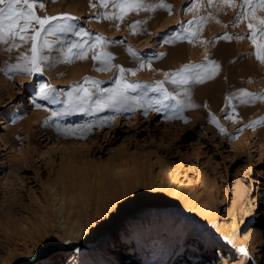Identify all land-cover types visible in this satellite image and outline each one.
<instances>
[{
	"label": "rangeland",
	"instance_id": "1",
	"mask_svg": "<svg viewBox=\"0 0 264 264\" xmlns=\"http://www.w3.org/2000/svg\"><path fill=\"white\" fill-rule=\"evenodd\" d=\"M75 1L87 7L93 6L94 10L77 14V20L61 21L75 27L64 34V44L56 47L69 48V40L76 38L74 33L78 30L87 33L77 37H88L99 52L111 54L106 70H99L105 67L104 64L88 62L84 71L77 69L76 65L84 63V59L73 52L68 57L64 54L57 57L47 72L42 70L30 75L14 71L6 74V48L13 50L18 47H12L11 41H0V253L7 242L13 243L15 237L17 239L19 230L14 222L18 218L20 204L26 208L42 198L46 185L53 181L58 169L71 160H84L94 167L101 166L127 156L130 159L129 153H132L137 161L153 162L154 174L161 168H167L177 184L194 189L215 207L208 219L213 232L210 239L203 240L202 234L187 235L173 264H264V117L260 118L262 112L258 111L259 106L264 105V98H261L264 97V86L252 87L246 81L244 85L250 89L238 90L234 104L226 89L235 84L230 83L224 89L223 85L228 80L226 74L216 77L212 68L216 55L233 56L238 65L249 63L245 60L252 57L251 63L257 70L254 79L264 84V63L256 59L252 41L236 38L248 37L251 32L247 27L249 20L240 16L247 9L243 0H232V6L223 4L221 0H213L211 6L208 0H142L145 7L126 12L123 19L104 18L106 13H120L119 8L112 6V0H108L107 8L101 5L100 0ZM33 2L38 5L42 0ZM161 3L171 5V8L153 7ZM255 16L264 18V10L256 7ZM189 21L194 23L189 25ZM96 22L104 24L99 31L94 26ZM252 23L256 24L257 20L253 19ZM134 24L135 29L132 27ZM183 28L199 34L191 42L176 39L177 35H184ZM137 36V40L132 39ZM224 36L232 39L222 38ZM96 37H102L104 43L98 44ZM257 42L264 43V40L257 38ZM66 58H70V62ZM185 67L193 77L203 76V82L173 84V75ZM118 68L125 69L124 73L121 74ZM48 72L61 73L48 79ZM121 75L126 83L140 86L127 94L139 97L144 107L133 105L134 110L128 111V105L113 103L109 100L111 94L107 95L104 105L107 111L105 113L102 109L100 112L106 119L102 126L98 122L100 113L91 114L90 104L80 105L78 100L73 102L76 95L73 89L77 86L93 91L92 103L98 97L97 88L115 87ZM249 77L247 75L246 79ZM85 78L96 83H85ZM163 79H167L166 83ZM41 83L55 90L58 103L49 104L38 99ZM158 83L175 97L174 100L163 101L167 107L157 103H151L149 107L150 102L163 97L161 90H152ZM186 90L188 95H185ZM242 92L249 95H242ZM69 93H73L72 99ZM189 98L196 107L187 106ZM33 100L41 107L37 108ZM177 101L185 105L179 113L184 119L170 118L175 115L173 106ZM60 107H65L66 111L54 115ZM244 109L256 112L255 116H242ZM37 111H43L38 121L32 118ZM26 120H30L28 125L24 124ZM93 120L96 130L87 132L83 139L57 131V125L61 129H73L77 121L79 125L82 121ZM249 124L252 127H248ZM220 128L224 131L221 132ZM67 152L71 153L66 155ZM176 211L177 214L180 212ZM162 214L166 216L169 213ZM91 219L94 224L98 223V219ZM3 220L6 222L4 226ZM11 229L17 232L15 236ZM252 233L259 238L257 242L251 243L248 235ZM102 234L106 237L107 230ZM115 237L117 241L119 232ZM71 241L75 240L69 235L49 232L39 237L35 244L27 242L26 248L17 246L5 264L19 256L31 255L41 246ZM77 242L86 246L79 245L82 247L74 251L79 254L77 262L67 259V255L74 252L59 254L58 250L33 264H41L39 261L45 258L46 264H83L81 261L87 259L90 244L84 240ZM116 245L117 242L107 244L108 247ZM124 245L130 246V255L125 258L128 263L137 259L133 264H144L132 239L115 247L120 263L123 262ZM240 248L245 252H240Z\"/></svg>",
	"mask_w": 264,
	"mask_h": 264
},
{
	"label": "bare ground",
	"instance_id": "2",
	"mask_svg": "<svg viewBox=\"0 0 264 264\" xmlns=\"http://www.w3.org/2000/svg\"><path fill=\"white\" fill-rule=\"evenodd\" d=\"M42 3L45 5L44 9H39L38 6L35 9L36 14L41 17L61 16L63 14L75 17L77 14L94 10L93 6L87 7L75 0H42ZM53 23H61V21ZM94 26L99 31L104 24L96 22ZM65 33L56 32L47 36L52 47L44 52V55H47L49 59L41 65L43 71H50L52 63L56 61L57 57L62 54L68 57L70 54L68 48L59 47L60 49H58L56 47V45L64 44ZM75 37L74 40H69L71 42L69 43L70 46L72 44H83L84 51L87 53L83 65H76L77 69L82 68V71H84V65H88V63L103 64L99 60L92 59L94 52L101 53L96 47L93 48V45L96 44L92 43L88 37ZM132 39L137 40L138 36ZM29 48L30 43L13 50L7 47L4 57L6 68L18 63L22 53L30 55ZM77 50L80 51L77 48L73 49V52L78 53ZM236 60L233 56L216 55L212 64V68L214 65L218 66L214 70L216 77L223 73L226 74L228 80L223 85L224 89L230 83L235 84V86L226 89L227 95L232 101L236 99L234 97L238 90L250 89V87H245L244 83L246 81H249V85L252 87L260 88L264 86L263 83L256 82L254 79L257 70L256 66L251 63L253 62L252 57L245 60V62H249L247 64L241 62V65H238ZM60 73H49L47 78L51 79ZM247 75H250V77L246 79ZM166 80L163 79L165 83ZM113 88V86L104 89L97 88L98 97L92 103L91 100L86 103L90 104L91 114H98L102 109L104 110L106 97L111 94L110 91L106 90ZM90 92L93 91L90 90ZM45 101L48 103L47 100ZM75 101L76 99H73V102ZM97 101L103 105L99 110L96 107ZM234 104H236V101H234ZM215 105L217 104L215 103ZM65 111V107H60L57 110L58 113H64ZM104 111L106 113L107 110ZM258 111L262 112L260 118L264 117V105H260ZM250 114L255 116L256 112L249 109L241 111L242 116H249ZM41 115H43V111H37L32 114V118L38 121ZM99 115L101 118L98 122L103 126L106 119L102 117L103 114L100 113ZM99 115L97 116L99 117ZM29 121L26 120L24 124L28 125ZM77 122L73 125V129L79 130L75 134H70L72 138L83 139L87 132L96 130L95 120L82 121L79 125ZM86 124L91 125V127L83 128L82 126ZM240 142L243 143L242 139H240ZM70 153L67 152L66 155ZM131 154L129 153L132 159H128L129 156H127L128 158L123 157L95 167L87 164L84 160H71V163L68 161L69 164L66 163L67 165L64 164L65 166L58 169L54 178L52 177L53 181L50 180L49 185H46V193L37 201L35 199V204L25 208L23 204L19 206L21 202L19 200V215L17 214L18 218L14 222L19 233L17 234V232H14L15 229H11L14 232L12 234L16 233L18 236L17 239L16 237L15 240L13 239V243L7 242L4 249L2 248L0 264H5L11 259L15 250H17V246L26 248L27 242L35 244L39 237L49 232L69 235L75 240L71 242L87 241L90 246L86 256L87 259L81 261L83 264H133L137 259L130 263L125 260L130 255V246L124 245L122 247V263L117 259L115 248L118 245L122 246L130 239L135 242L137 252L142 257L141 260L144 264H173L174 258L181 252L182 244L187 235L202 234L200 235L201 238L208 241L213 233L208 226V219L211 212L215 210L214 205L194 189L177 184L174 181V176L167 172V168H161V171L158 170L154 174L152 170L153 162L140 161L141 158L137 161ZM73 157L75 158V156ZM150 194L152 197H149ZM163 212L169 214L165 216L162 214ZM91 218L98 219V223L94 224V220ZM4 225H6V222ZM8 225L10 227V224ZM8 230L10 231V229ZM103 230H107L106 237L102 234ZM116 232H119L117 241H115ZM248 236L251 243H254L256 239L259 240L255 233ZM19 239L20 243L18 242ZM114 242H117V245L112 246L113 249L107 246L108 243ZM190 243L188 242V244ZM79 245L84 247L83 244L79 243L69 251L59 250L58 253H72L82 247ZM78 256L79 254L74 252V254L67 255V259L69 258V262L73 260L77 262ZM46 259L39 261V263L46 264Z\"/></svg>",
	"mask_w": 264,
	"mask_h": 264
},
{
	"label": "snow or ice",
	"instance_id": "3",
	"mask_svg": "<svg viewBox=\"0 0 264 264\" xmlns=\"http://www.w3.org/2000/svg\"><path fill=\"white\" fill-rule=\"evenodd\" d=\"M221 2L227 6H232V0H221ZM100 3L103 7H108V0H100ZM244 5L247 6V9L240 14L244 19H248V25L247 27L251 30L250 35L248 37H236L237 39H245L248 38L252 41L253 45L255 46V56L256 59L259 60L261 63H264V43H258L257 38H260L261 40H264V18H257L255 16V8L259 7L262 10H264V0H256L255 5L253 4V0H243ZM209 6L213 4V0H208ZM0 5H3V7H0V41L3 42H9L11 41L12 47H20L24 44L30 43L29 52L30 55L27 53H22L19 57V62L8 66L6 69V74L8 72H25L28 74H38L42 72L41 65L49 59L47 55H44L45 50H50L52 47L51 42L47 39V36L53 35L56 32H71L73 28L75 27L71 23H53L55 21H74L77 20V17H72L67 14H63L61 16H44L41 17L36 14L35 10L38 6L39 9H44L45 5L43 3H39L38 5L33 2V0H0ZM112 6L114 8H119L120 13L116 14H105V19H123V15L126 14L128 11H139L141 8H144V4L142 3V0H112ZM153 7H160V8H166L170 9L171 5L161 3L159 5H155ZM249 9L251 13V19H249ZM240 18L239 16L237 17ZM257 20L256 24L252 23V20ZM139 23V22H137ZM194 23V21H189V25ZM38 25V27H37ZM133 29H135L136 25H132ZM182 31L184 32V35H177L176 39H188L189 42H191L199 33L198 31L190 32L188 28H183ZM74 35L77 36H83L87 35V33H82L79 30L74 33ZM224 39H232L231 36H224L222 37ZM17 40L19 43H17ZM96 41L98 44L102 45L104 43L102 37H96ZM171 42V41H166ZM96 45H93V48H95ZM79 48L80 51L78 53H75V55L78 56L80 59L87 58V53L84 51V45L83 44H72L68 48V52L72 53L73 49ZM130 53H132L131 49H128ZM135 55V53H132ZM70 62V58H66ZM93 60H99L101 61L105 67L101 68L99 70L103 71L106 70V68L109 66L108 62L112 59L111 54L107 52L102 53H93L92 56ZM144 65L141 64V67ZM218 67L216 65L213 66V71L215 68ZM118 71L123 74L125 69L118 68ZM166 76L168 74H165ZM204 80V77L201 75H197L193 77L190 73L187 67L184 69H181L179 72L175 73L171 79V82L173 84H181V85H187L190 82L195 83H202ZM85 83H93L95 84V81H90L88 78H85ZM140 87L139 85L134 84H128L123 80V76L121 75L120 78L116 80V85L110 91L111 95L109 96V100L113 103H123L127 106L128 111H133L135 106L144 107V105L141 103L139 97H130L128 96V91H136V89ZM153 91L161 90L163 93V97L161 100L150 102L149 107L151 106V103H157L163 105L164 100H174L175 97L167 92L166 90H163L161 88V85L158 83L156 88L152 89ZM73 93H75V99L79 101L80 105L86 104L91 99V92L89 89L81 86H77L75 89H73ZM73 93H69V98H73ZM242 95H249L246 92H242ZM185 95H188L187 90L185 91ZM264 98V97H261ZM38 99L40 100H47L49 104L52 103H58V99L55 94V90L47 84L41 83L39 85V92H38ZM129 101L132 103L129 104ZM33 103L37 108L41 107L40 104L36 103L35 100H33ZM184 104L180 101L176 102V105L173 106L175 110V115L170 118H178V119H184L183 116H180L179 113L182 112L184 108ZM188 107H196V105L189 102L187 104ZM97 109H101L103 107L102 104H100L99 101L96 102ZM157 111L159 109H156ZM61 113H54V115H60ZM147 114V111H145V115ZM230 118V117H229ZM213 122H215V119L213 118ZM83 128H89L91 125H83ZM217 127H219V124H217ZM248 127H252V124H249ZM79 129H61L59 125H57V131L61 132L64 135L68 134H75L76 131ZM221 132L224 131L223 128H220ZM240 252H245L244 248H240Z\"/></svg>",
	"mask_w": 264,
	"mask_h": 264
},
{
	"label": "water",
	"instance_id": "4",
	"mask_svg": "<svg viewBox=\"0 0 264 264\" xmlns=\"http://www.w3.org/2000/svg\"><path fill=\"white\" fill-rule=\"evenodd\" d=\"M79 243L76 242H56L41 246L33 251L31 255H23L15 258L9 264H33L34 262L55 253L58 250H71Z\"/></svg>",
	"mask_w": 264,
	"mask_h": 264
}]
</instances>
